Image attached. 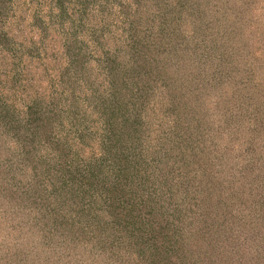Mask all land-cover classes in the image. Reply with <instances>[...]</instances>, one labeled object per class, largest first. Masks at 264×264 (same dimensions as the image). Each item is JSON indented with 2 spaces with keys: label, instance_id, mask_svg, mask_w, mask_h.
<instances>
[{
  "label": "trees",
  "instance_id": "obj_1",
  "mask_svg": "<svg viewBox=\"0 0 264 264\" xmlns=\"http://www.w3.org/2000/svg\"><path fill=\"white\" fill-rule=\"evenodd\" d=\"M0 238L264 264V0H0Z\"/></svg>",
  "mask_w": 264,
  "mask_h": 264
},
{
  "label": "rangeland",
  "instance_id": "obj_2",
  "mask_svg": "<svg viewBox=\"0 0 264 264\" xmlns=\"http://www.w3.org/2000/svg\"><path fill=\"white\" fill-rule=\"evenodd\" d=\"M17 164H18V163H17ZM3 240H4V239H1V238H0V242L3 241Z\"/></svg>",
  "mask_w": 264,
  "mask_h": 264
}]
</instances>
